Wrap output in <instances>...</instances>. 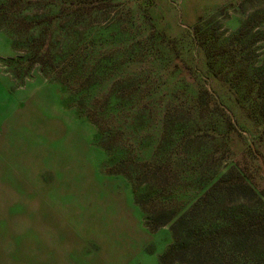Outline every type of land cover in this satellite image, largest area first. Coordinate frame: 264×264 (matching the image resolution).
<instances>
[{
  "label": "rangeland",
  "instance_id": "obj_1",
  "mask_svg": "<svg viewBox=\"0 0 264 264\" xmlns=\"http://www.w3.org/2000/svg\"><path fill=\"white\" fill-rule=\"evenodd\" d=\"M8 15L0 264H161L170 224L146 222L180 216L233 168L253 192L217 193L207 218L264 209V0H23ZM49 15L57 64L28 72L18 16ZM211 251L210 264H264V237Z\"/></svg>",
  "mask_w": 264,
  "mask_h": 264
},
{
  "label": "trees",
  "instance_id": "obj_2",
  "mask_svg": "<svg viewBox=\"0 0 264 264\" xmlns=\"http://www.w3.org/2000/svg\"><path fill=\"white\" fill-rule=\"evenodd\" d=\"M22 2L23 0H2L0 19L4 22L7 16H10L9 12L20 7ZM103 4L110 6V2L101 3L99 1L96 6L88 9V13L90 14L95 8H102ZM83 8L85 7L74 5L70 14L79 15ZM18 18L19 29H16L15 32L18 35L26 36L24 40L21 39V43L28 48L30 54L27 63L25 62L27 65L25 69L29 72L30 68L38 65L41 71L48 75L50 68L54 69L57 64L55 53L52 51L54 41L52 35L48 33V28L54 23L56 16L49 15L37 20H27L20 16ZM2 26L4 25H0V27ZM38 28H41L40 32L32 34V31H37ZM19 42L17 46H19ZM91 120L94 121L92 117ZM101 144L107 146L104 139L101 140ZM113 172L132 177L130 173L124 171L123 164L115 167ZM249 191L252 189L246 178L233 168L219 178L205 195L180 216L169 215L162 221L155 220V223H152L151 220L147 221L146 225L152 231L170 224L173 244L160 257L161 264H210V259L213 257L211 250L218 243L232 251L239 245H246L252 238L264 237V209L258 212L248 211L244 217L230 213L226 221L219 224L211 222L206 216L209 208L213 205L212 199L217 203L222 200L217 193H227L233 196Z\"/></svg>",
  "mask_w": 264,
  "mask_h": 264
}]
</instances>
